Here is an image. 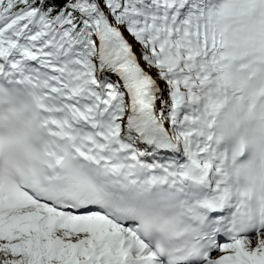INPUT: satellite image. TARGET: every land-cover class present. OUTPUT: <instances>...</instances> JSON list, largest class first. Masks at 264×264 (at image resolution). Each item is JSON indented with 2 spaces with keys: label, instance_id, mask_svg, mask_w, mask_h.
<instances>
[{
  "label": "snow or ice",
  "instance_id": "6c2138e0",
  "mask_svg": "<svg viewBox=\"0 0 264 264\" xmlns=\"http://www.w3.org/2000/svg\"><path fill=\"white\" fill-rule=\"evenodd\" d=\"M246 150L264 0H0V264H264ZM157 187L185 247L113 191Z\"/></svg>",
  "mask_w": 264,
  "mask_h": 264
},
{
  "label": "clouds",
  "instance_id": "9594fccd",
  "mask_svg": "<svg viewBox=\"0 0 264 264\" xmlns=\"http://www.w3.org/2000/svg\"><path fill=\"white\" fill-rule=\"evenodd\" d=\"M242 163L248 164L251 169L252 182L249 187L252 190L253 204L256 199L264 195V155L253 154L245 151ZM118 203L136 205L141 210L140 219L148 227L153 239L164 240V234L158 230L157 225L165 220H173L176 223L177 235L175 238L166 240L169 248H182L192 241L191 233H185L184 229L191 221L182 210L173 194L165 188H154L139 192L138 190L126 191L120 188L113 189Z\"/></svg>",
  "mask_w": 264,
  "mask_h": 264
},
{
  "label": "rangeland",
  "instance_id": "374dc122",
  "mask_svg": "<svg viewBox=\"0 0 264 264\" xmlns=\"http://www.w3.org/2000/svg\"><path fill=\"white\" fill-rule=\"evenodd\" d=\"M117 79L115 76H113V80Z\"/></svg>",
  "mask_w": 264,
  "mask_h": 264
}]
</instances>
